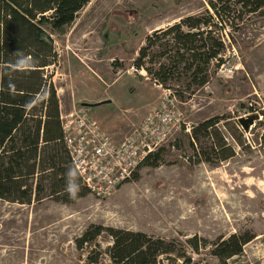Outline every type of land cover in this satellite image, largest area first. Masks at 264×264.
I'll list each match as a JSON object with an SVG mask.
<instances>
[{"label": "rangeland", "instance_id": "obj_1", "mask_svg": "<svg viewBox=\"0 0 264 264\" xmlns=\"http://www.w3.org/2000/svg\"><path fill=\"white\" fill-rule=\"evenodd\" d=\"M206 9L205 0H91L65 34L53 36L57 61L46 73L61 112L85 105L113 142L122 141L165 100L164 89L132 67L145 37ZM228 34L223 68L211 69L210 82L179 103L181 128L154 151L162 150L159 167H142L136 181L104 200L90 194L72 205L0 200V264H87L88 250L78 251L74 241L90 225L182 246L194 236L212 242L249 232L254 239L226 264H264V16ZM170 88L186 96L194 89ZM213 117L224 118L219 128L235 156L215 166L189 164L181 137ZM249 117L255 121L244 131L239 120ZM98 245L103 251L111 242L102 236ZM208 252L195 255L196 262L221 264Z\"/></svg>", "mask_w": 264, "mask_h": 264}, {"label": "trees", "instance_id": "obj_2", "mask_svg": "<svg viewBox=\"0 0 264 264\" xmlns=\"http://www.w3.org/2000/svg\"><path fill=\"white\" fill-rule=\"evenodd\" d=\"M90 1L0 0V200L19 205L44 200L72 205L89 194L64 145L57 91L46 69L57 61L53 36L65 34ZM205 3L203 14L185 17L147 35L132 65L136 71H145L179 103L190 100L226 63L224 36L229 30L238 32L241 26L264 16V0ZM17 52L27 64L17 66ZM184 84L187 89L194 87L187 96L170 88ZM223 120H204L181 137L190 153L185 156L189 164L215 166L235 156L221 134ZM161 153L148 155L131 181L138 179L142 167H159ZM73 171L75 177H69ZM72 179L79 187L74 198L65 191ZM102 236L111 242L103 251L98 245ZM253 239L249 232L212 242L194 236L182 246L144 232L90 225L74 242L78 251L88 250L87 264H163L164 260L167 264H198L194 256L208 248L210 256L226 264L241 256Z\"/></svg>", "mask_w": 264, "mask_h": 264}, {"label": "built area", "instance_id": "obj_3", "mask_svg": "<svg viewBox=\"0 0 264 264\" xmlns=\"http://www.w3.org/2000/svg\"><path fill=\"white\" fill-rule=\"evenodd\" d=\"M164 92V102L120 142L107 136L86 106H73L67 114L61 112L64 145L72 167L90 195L99 200L112 196L131 180L148 155L181 128L184 116L179 102L169 91ZM185 127L189 133L188 126Z\"/></svg>", "mask_w": 264, "mask_h": 264}, {"label": "clouds", "instance_id": "obj_4", "mask_svg": "<svg viewBox=\"0 0 264 264\" xmlns=\"http://www.w3.org/2000/svg\"><path fill=\"white\" fill-rule=\"evenodd\" d=\"M14 55L19 57V59H17L16 61L18 67L28 63V61L23 57L22 53L17 52ZM67 175L69 177H75L76 173L73 171V172H69ZM65 191L69 194L70 198H74L76 196L77 192L79 191V187L74 179L69 180V182L66 185Z\"/></svg>", "mask_w": 264, "mask_h": 264}, {"label": "water", "instance_id": "obj_5", "mask_svg": "<svg viewBox=\"0 0 264 264\" xmlns=\"http://www.w3.org/2000/svg\"><path fill=\"white\" fill-rule=\"evenodd\" d=\"M85 106V105H83ZM255 118L254 117H249L248 119H240L239 123L244 129V131H248L250 126L254 123Z\"/></svg>", "mask_w": 264, "mask_h": 264}, {"label": "bare ground", "instance_id": "obj_6", "mask_svg": "<svg viewBox=\"0 0 264 264\" xmlns=\"http://www.w3.org/2000/svg\"><path fill=\"white\" fill-rule=\"evenodd\" d=\"M19 228H20V229H22V228H23V225H22V224H20V225H19Z\"/></svg>", "mask_w": 264, "mask_h": 264}]
</instances>
